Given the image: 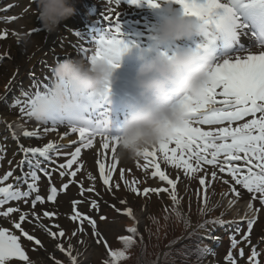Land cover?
<instances>
[{"label":"rangeland","instance_id":"374dc122","mask_svg":"<svg viewBox=\"0 0 264 264\" xmlns=\"http://www.w3.org/2000/svg\"><path fill=\"white\" fill-rule=\"evenodd\" d=\"M30 2V0H0V36L5 33V37L0 39V179L9 171H12L14 176L18 174L19 169L16 165L22 159V153L18 150L19 144H23L25 147H42L47 142L46 138L50 133V131L46 134L40 131V136L35 138H25L17 133L12 136L11 132H8L4 127L6 119L16 118L17 120L14 123L17 128H20V123L18 122V118H20L26 124L25 126L31 127L29 129L32 131L35 130L37 122L28 117L26 112L21 113V108L25 106L22 99H17L14 105H10L7 102L13 101L14 96L21 98V86L29 89V81L32 77L37 78L41 84L47 81L49 86L52 78L49 65L54 66L56 63L69 58L88 63L86 57L94 54L96 47V31L107 36V33L100 29L110 27L103 21L104 15L111 16L112 20L115 21L116 13L119 12L117 23L127 48L114 61L119 67L113 73L109 84L110 91L107 96L93 97L91 100L85 98L81 106V114L91 111V109H99L104 105L101 111L97 113H92L91 111L87 115L89 119L99 121L102 126L106 120L107 124L103 126L102 130L109 136L118 135L121 122L130 112L124 108L123 113H121L120 109L117 108L116 102L121 105H127L128 102L136 106L144 101L134 81L135 71L142 62L140 57L147 60L154 55L162 53L171 56L177 51L186 48L195 51L196 63L201 66L202 63L199 62V57L201 56L199 55L202 51L200 49L207 47V41L209 40L214 45L227 47L226 51L228 52V54L215 57L214 61L208 66L212 69L226 59L232 60V58L237 56L258 53L260 49L264 48V32L260 37L246 34L242 40L237 39L233 42L234 44H231L224 40L227 33L221 29H207V26L202 28V33L205 29L206 31L211 30L213 33H203L192 40L180 41L167 46H157L152 39L153 32L138 33V31L143 29L145 22H150L149 18L144 19L142 16L150 8L144 3V0H140L139 5L130 4L128 0H120V3H117L116 0H102L95 8L93 7L92 16H79L76 22H74L75 19L69 20V26L64 24L61 28L62 34L67 33L71 37V42L68 40L66 45L64 42L58 45L56 30L50 32L48 38L43 40L44 30L38 19L37 2L36 0L31 2H34L35 10ZM166 2L170 3L177 13L183 14L180 5L175 0H166ZM198 2L202 3L203 0H198ZM219 2L232 8L236 21L235 25H237L240 22L238 20L240 16L235 10L236 1L219 0ZM253 2L250 7L264 9V0H253ZM238 3H241V0H238ZM9 4L14 6L5 12L4 9ZM250 7L248 9L249 12L254 9ZM151 10L156 13V18L160 20L162 9L151 7ZM242 11L246 17L247 8ZM10 17H15V20L10 23L6 22L7 18ZM97 20L100 21L99 25L96 24ZM85 25L91 28L87 30V33L82 30ZM154 26L151 23L146 25L147 30L154 29ZM53 49L55 50L54 52L50 51ZM62 51L65 53L64 57L60 56ZM34 92L35 88L30 89V93ZM180 99V97H177L176 100L174 98V102H179ZM250 118L246 117L244 121L237 123L246 122ZM41 127L49 126L42 124ZM199 127L204 131L212 128L211 125H199ZM56 135H58V140L55 145H62L63 147H60L59 156H56L55 153L52 154L53 158L56 159L57 164L66 163L67 160L71 159V153L77 147H80V155L73 168L69 170L76 171L79 168V171L72 178V183L69 184L66 191H58L55 203L46 201L43 205L37 206L38 218L31 216L30 202L28 204H24L22 201L19 202L21 211L29 213L28 218L21 222V227L29 235H32L34 240H39L40 244L37 245L34 241H28L17 230L16 235H18L21 247L29 257V260L10 259L6 261V264H55L54 260L56 258H59L58 260L70 259L56 247L58 244L65 249L71 244L72 256L76 257V261L83 254L90 251L92 256L87 260L82 259L81 264H89L90 262L98 264L99 259L110 258V251L117 252L113 248L116 246V239L126 236L128 227L131 226V228L144 231L147 218H157L153 215L150 216V209L156 214L163 216L164 221L171 216L170 207L173 206H176L181 211L188 209L182 208V206L198 208L192 219L187 218L190 231L181 235L177 242V244H182L190 234L192 235L189 236L187 245H194V242L201 236L207 238L204 240L200 238L208 249L207 259H203L202 262L199 261L198 264H227L225 257L229 252L232 253L236 264H248L253 248L258 253L259 264H264V205L259 203V194H256V200H252L253 194L247 193L241 186H235L237 191L240 192L239 196L233 193L234 182L231 181V178L226 173H219L217 169V178L213 179L211 177L213 167L204 164H201L197 171L186 173L183 168H177L166 161L163 154L159 152L158 145L154 157L146 159L143 155H140L136 158H128L126 155L120 154L118 144L115 145L116 151L113 152V146L110 147V145H113L111 141H109L108 149H104L101 146L97 147L98 150H96L93 143L91 147L84 148L80 138H76L73 133L60 135V133L57 134V131H55L51 136ZM99 139L100 136L98 135L93 141L104 142L103 139ZM173 147H175L174 144H169L170 149ZM87 150L90 152L87 153ZM148 150L152 151L153 148ZM184 158L187 159V155ZM99 163L105 165L106 173L111 172L108 185H105L101 179ZM114 163L116 164L115 169L111 168ZM190 163H193L195 167L194 159ZM235 163L242 164L243 162ZM155 165H158L161 171H164L170 179L176 182L175 194L177 201L175 203L170 196L171 186L167 185L166 182L160 181L158 176H153ZM201 178L205 179L206 187L199 184ZM52 179L58 189L62 182H68L66 178L63 181L61 180L59 170L53 174ZM225 180H228L229 183H225ZM13 182L14 178H10L0 184V186H6L8 183ZM45 187L46 179L42 178L40 190L41 194L46 196ZM132 187L138 190L137 193L131 191ZM81 188L84 190L83 195H81ZM145 188L167 189V191H160L159 197H154V195H150V192L144 194ZM88 189H92V191H88ZM205 196L208 198L207 204L204 203ZM30 200L31 197L29 198ZM73 200L80 201L76 206L79 212L92 217L96 221V231L103 237L99 243L96 242L98 237L93 235L92 228L87 221H84L83 225H81L79 220H71L70 217L74 215L72 212ZM93 200L99 205L98 210L91 208V201ZM122 200L125 203H121L120 201ZM149 202L153 204L149 206ZM229 202L238 205L241 202H251L254 210L260 209V211H254V213H257L256 217L241 221L232 216V211L227 209L226 205ZM17 203L9 202L11 206H17ZM165 205L164 209L160 208ZM6 207L7 205L0 210H4ZM129 209L132 213L131 216L125 214ZM45 210L55 212L56 215L52 218H45L43 216V211ZM102 216L104 219H101ZM223 219H228L232 222L226 229L225 225L210 223L212 221H223ZM250 219L254 220L252 230L248 233L247 239H244L243 234L248 231L247 221ZM16 222H20L19 213L10 214L9 217L0 216V227L12 226L14 228V223ZM164 224L169 225L166 222ZM238 226L240 227V232L236 233L233 230ZM81 227H83V231L79 230ZM61 230L65 232L64 237L57 236L53 238L49 235V232H59ZM74 232L75 235H73ZM213 233L215 239L212 238L211 234ZM233 239L235 240V247L230 246ZM105 244L107 247H105ZM241 249L244 252L243 257L239 256ZM140 262H143V260H140Z\"/></svg>","mask_w":264,"mask_h":264},{"label":"snow or ice","instance_id":"6c2138e0","mask_svg":"<svg viewBox=\"0 0 264 264\" xmlns=\"http://www.w3.org/2000/svg\"><path fill=\"white\" fill-rule=\"evenodd\" d=\"M116 2L120 3V0H116ZM128 2L133 5H139L140 0H128ZM175 2L181 6L186 16L195 17L204 25H214L225 33L232 32L236 23L232 8L221 4L219 0H203L202 3L198 2V0H175ZM144 3L152 8L158 7L157 0H144ZM13 6L9 4L4 11H9ZM118 18L119 12L116 13L115 21L109 15L103 16V21L110 27L100 28L107 33V36L96 31L94 54L86 57L89 63L99 59H106L114 69L119 67L114 61L119 58L123 50H126L127 44L119 31ZM14 20L15 17H10L7 18L6 22L10 23ZM96 24L99 25L100 21L97 20ZM2 38L4 37L0 36V39ZM162 55L164 54L162 53ZM32 88H35L34 93H30ZM47 88V81L41 84L37 78L32 77L29 81V89L21 86L22 97L17 98L14 96L13 101H8L7 103L14 105L17 99H22L25 106L21 108V113L26 112L28 117H32L31 104L33 99ZM109 91V85H106L105 93L102 97H106ZM92 98L89 97L88 99L91 100ZM178 106L186 113V119L183 125L175 130L171 138L158 144V150L163 154L164 159L177 168H183L186 173L197 171L201 164L211 165L213 167L211 172L213 179L217 178V169L219 173H226L231 178V181L234 182L233 193L239 196L240 192L237 191L235 186H241L247 193L253 194L252 200H256V194H259V203L264 205V51L237 56L232 58V60L226 59L223 63L217 64L210 70L207 84L200 95L194 98L184 97L179 100ZM246 117L251 118L246 122L237 123L244 121ZM78 119H81L83 123L77 124L72 119L65 120L62 117H50L45 125H50L51 127H44L43 132L46 134L49 131H55L59 125H66L64 128L65 134L69 130L73 134H78L84 148L91 147L93 140L99 135L104 141L102 144L104 149L109 148V141H111L113 144L112 151H116L115 145L119 142L118 137L109 136L102 130L103 126L107 124L106 120L102 126L99 121L89 119L87 113L81 114ZM199 125H217L219 127L204 131ZM39 136V129L23 132V137L25 138ZM169 144H174L175 147L170 149ZM60 147L63 146H57L53 142H46L42 147H25L23 144H19L18 150L22 153V159L16 165L19 169L18 174L14 176V173L9 171L0 179V184H3L10 178H14L13 183L0 186V209L7 205L6 209L0 210V216L9 217L10 214L19 213L20 222L14 223V228L28 241H34L37 245L40 244V241L34 240V237L21 227V222L28 218L29 213L21 211L19 202L22 201L24 204L30 202L31 216L38 218L36 211L38 205H43L46 201L55 203L58 191L67 190L69 184L72 183V178L79 171V168L76 171L69 170L76 163L81 148L77 147L71 153V159L67 160L66 163L57 164L52 154L55 153L56 156H59ZM156 147L157 145L152 147V151H144L142 155L146 159L154 157ZM186 155L187 159L184 158ZM193 159L195 167L193 163H190ZM235 162L243 163L238 164ZM115 167V163L111 165V168L115 169ZM58 170L61 180L63 181L66 178L68 181L67 183L62 182L59 189L52 179L53 174ZM99 171L103 183L108 185L111 172H105L103 163H99ZM153 176H158L160 181L166 182L167 185L171 186L170 196L175 203L177 201L175 194L176 182L170 179L164 171H161L158 165H155ZM42 178L46 179V196L41 194L40 190ZM224 182L229 183L228 180ZM199 184L206 187L205 179L201 178ZM83 191V188H81V195H83ZM88 191H92V189H88ZM131 191L137 193L138 190L132 187ZM152 191H167V189H153ZM148 192L149 189L145 188L144 194ZM30 197L31 200L29 201ZM9 202L18 203L17 206H11ZM120 202L125 203L123 200ZM207 202L208 198L205 196L204 203L207 204ZM78 203L80 201H72V212L74 215L70 217L71 220H79L81 225H83L84 221H87L92 228L93 235L98 237L96 242L99 243L103 237L96 231V221L92 217L79 212L76 207ZM91 208L99 209V205L95 200L91 201ZM248 208H253L251 202L248 203ZM255 211L258 212L260 209H255ZM125 214L131 216V210L129 209ZM55 215V212L43 211L45 218H52ZM177 215L181 216L182 213L177 212ZM101 219H104V217L102 216ZM210 223L228 226L232 224L231 221H212ZM253 223L254 220L250 219L247 221L248 231L243 234L244 239H247ZM79 230L83 231V227ZM128 231L135 233L136 229L131 228ZM233 231L239 233L240 227H236ZM49 235L53 238L57 236L64 237L65 232L63 230L49 232ZM73 235H75V232ZM211 235L215 239L214 233ZM121 242L127 249L131 247L134 240L129 235L121 237ZM230 246L235 247L234 239ZM56 247L70 258L71 264H76V257L72 256L71 244H69L67 249L60 244L56 245ZM105 247H107L106 244ZM195 251L199 258L207 254L208 249L197 246ZM243 255L244 252L241 249L239 256L243 257ZM109 256L112 264H118V261L127 258L124 251H110ZM10 259L28 261L29 257L22 249L18 235L11 234L7 228L0 227V264H6V261ZM225 260L227 264H236L231 252L228 253ZM248 264H259L258 253L255 248L252 249Z\"/></svg>","mask_w":264,"mask_h":264},{"label":"clouds","instance_id":"9594fccd","mask_svg":"<svg viewBox=\"0 0 264 264\" xmlns=\"http://www.w3.org/2000/svg\"><path fill=\"white\" fill-rule=\"evenodd\" d=\"M36 2L40 25L47 32L56 30L75 13L71 0ZM158 7L162 15L152 33L155 45L167 46L202 35L203 23L199 19L177 13L166 0H158ZM140 59L134 81L144 101L132 108L117 135L119 152L128 158H136L174 135L186 119L174 98L200 95L211 70L204 65L197 67L195 51L186 48L171 56L157 54ZM114 71L106 59L86 63L69 58L56 63L51 68L50 85L32 101L31 118L41 124L53 116L83 123L78 117L85 98L102 97Z\"/></svg>","mask_w":264,"mask_h":264},{"label":"trees","instance_id":"16d2710c","mask_svg":"<svg viewBox=\"0 0 264 264\" xmlns=\"http://www.w3.org/2000/svg\"><path fill=\"white\" fill-rule=\"evenodd\" d=\"M76 2H78V0H71L72 6L75 9V13L72 17L66 21H63L57 27L59 33H62L61 28L64 26V24L69 26V20L75 19V17L78 15L79 8L75 4ZM88 11L90 12V10ZM165 207L166 205L160 208L164 209ZM184 208H188L184 211L185 216H183V214L178 216L177 212H180L179 209L176 206L170 207L172 214L164 221L163 216L156 214L150 209V216H156L158 219L148 217L146 229L144 231L139 232L136 230L135 233H130L129 231L127 232L128 234L126 236L131 235L134 240L131 247L125 249L123 243L121 242V237L116 239V246L113 248L116 249L117 252L124 251L125 256L127 257L124 260L118 261V264H198L199 261L202 262L203 259L207 257V254L198 258V254L195 249L197 246L206 247L203 243V240L200 239L204 238V236L199 237L194 242V245H187L188 238L190 235H192L190 234L182 244L179 243L175 245L178 242L180 236L190 230L187 218L192 219L198 210V208H192L191 206ZM185 221H187V223H185ZM164 222L168 223L169 225L164 224ZM167 246L173 247L170 250H166L163 253L161 259H159L161 251ZM140 260H143V262L139 263ZM57 262H59V264H71V261H63L61 259L56 260L55 264H57ZM98 264H112L111 257L99 259Z\"/></svg>","mask_w":264,"mask_h":264},{"label":"bare ground","instance_id":"6f19581e","mask_svg":"<svg viewBox=\"0 0 264 264\" xmlns=\"http://www.w3.org/2000/svg\"><path fill=\"white\" fill-rule=\"evenodd\" d=\"M90 112L91 111H86V113L89 115L90 114ZM17 119H15V118H12V119H6V122H5V125H4V127L6 128V130L8 131V132H11V134H18V133H20L21 135H23V132L24 131H31V129H29V128H31V127H29V126H25V125H23L22 123H20L19 125H20V128H17L16 127V125H15V121H16ZM20 120V119H19ZM37 127H36V130L37 129H39L40 131H43V128L41 127L42 126V124L41 123H39V122H37V125H36ZM47 126H49V127H51L50 125H47ZM66 126H57V128H56V130L55 131H57V134H59L60 133V135L61 134H63V133H65L64 132V128H65ZM35 131V130H34ZM55 131H50V133L47 135V138H46V141L47 142H53V143H55L57 140H58V135H56V136H51L52 134H54L55 133ZM67 133H71V131L69 130ZM99 140H102V137H100V139ZM46 143V142H45ZM102 142H97V140H95V141H93V146H94V148L96 149V150H98V148L97 147H101L102 146ZM111 146H113V145H110V147ZM87 153H89L90 151H86ZM248 203L249 202H241V206L240 205H238V204H235V203H231V202H229V203H227V209H230V211H232V216H234L235 218H238V219H240V220H246V219H249V218H254V217H256L257 216V213L255 212L254 213V208H252V209H249L248 208ZM246 204V205H245ZM223 221H229L228 219L227 220H224L223 219ZM11 227V228H10ZM8 230H9V232L11 233V234H14V235H16L17 234V232L16 231H14V229L12 228V226H9V227H6ZM92 256V254H91V252L89 251V252H87V253H85V254H83V256L81 257V258H79V259H77V261L76 262H78V263H80L81 261H82V259H84V260H87L89 257H91Z\"/></svg>","mask_w":264,"mask_h":264}]
</instances>
